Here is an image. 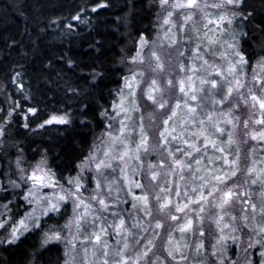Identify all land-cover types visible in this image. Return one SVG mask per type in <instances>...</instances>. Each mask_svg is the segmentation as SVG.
<instances>
[{
    "label": "trees",
    "instance_id": "obj_1",
    "mask_svg": "<svg viewBox=\"0 0 264 264\" xmlns=\"http://www.w3.org/2000/svg\"><path fill=\"white\" fill-rule=\"evenodd\" d=\"M235 11L239 15L233 22L224 23L219 28L206 24L219 11L203 9L194 12L191 21L183 24V31H180L179 27L172 28V24L160 25L157 22L158 19L163 22L167 15L159 0H0V205H7L10 209L5 214L8 224L0 229V264H65L69 259L68 248L61 241L44 243V233L49 228H63L69 219L73 208L70 209L72 205L69 200L64 204L60 215L52 214L50 218H42V228L24 233L15 243H7L12 223L31 210L24 199L31 183L21 178V168L24 170L23 175H27L37 164L43 163L54 174L57 186L49 190L41 189L43 195L60 193L61 187L68 190L69 179L76 176L78 167L103 135L121 136L120 121L125 116L121 114L117 117L112 106L120 103L125 78H130L133 74H136L138 82L135 88L138 110L133 111V104L129 99L127 115L132 119L127 121L129 129L123 134V138L125 144L132 143L137 126L143 125L148 135V150H141L140 160L130 162L129 167L136 166L138 174L133 176L129 170L128 177L142 182L145 190L152 194V215L136 212L132 208L134 201L121 171L124 166L119 160L112 162L115 170L106 169L105 173H113L115 177L111 181L119 182V185H113L110 196L109 189L104 187L109 198L107 202L112 206L108 212L99 213L106 217V222L101 221L107 228V235L103 240L110 244L117 242L109 248L107 259H118L114 253L123 247L124 235L132 233L135 235L134 238L132 235L128 236L130 248L126 253L132 260L148 245V240H152V245L149 246L151 252L141 264H264V234L258 232V228L264 225V219L259 207L254 219L251 210V204L259 206L264 197V180L261 179L264 148L253 147L250 143L245 144L242 149L237 142L230 147L229 159L236 158V153L239 152L240 168L244 171L229 180L228 184L242 185L240 190L247 193L242 199L248 200L249 204L245 206L233 201L227 207L229 215L224 220L231 223L236 231L225 228L224 235L227 239L220 244H217V240L221 232L212 222V217L220 212L219 209L205 205L204 211L200 213L203 217L201 220L196 216L200 206L190 205L185 213L193 218V231L182 237L178 230L172 231L177 224L185 222V213L175 211V190L170 194L172 206L163 213L159 211L154 198L159 193L158 185L166 179L173 182V189L174 184L179 183L181 191H185L201 182L197 177L211 175L213 165L209 163V158L214 159L221 154L215 152L211 145H208L206 152L203 151V138H193V134H198L200 130L199 119L206 120L208 112L214 113V119L226 130L225 135L216 133L212 137L217 144L227 142L229 131L233 132L235 140L239 136L240 139L244 138L246 130L243 122L247 120V105L243 103V96L247 95L250 88L249 72L256 61L264 59V0H242L240 8ZM77 16L79 19L74 18ZM179 17L181 19L180 14ZM174 18L172 17L173 21ZM180 19L175 18L174 22H182ZM173 33L177 39L175 45L179 48L176 62H173L174 57L170 54L175 46H170ZM142 38L145 41L143 44ZM209 39L215 43H209ZM229 44L233 48H229ZM197 45L202 59H195ZM234 51L243 55L247 61L242 73L244 87L238 92L235 91V80L227 72L229 62L239 59L233 54ZM138 52L143 63L133 62ZM153 52L160 56L163 66L172 60L177 70L174 76L163 77L162 71L157 73L158 77L151 71L155 67ZM180 52L184 55L180 56ZM204 61H207L206 65ZM182 64L188 68L199 66L200 70L193 78L196 80V87L204 90L195 93L197 100L189 101L192 107L197 108L198 119L185 126L186 109H178V114L170 121L169 127H176L178 136L189 138L191 143L202 149L200 153L189 149L194 158L175 152L178 147L187 148L183 139L171 141V137H168L169 142L161 140L160 132L165 128L163 121L168 118L172 109L161 110L144 98L146 86L143 85L151 84V80L155 78L158 86L164 90V100H168L173 106L177 100L183 104L184 98L178 87L169 88L167 84L169 79L178 81L184 76L180 70ZM217 70L222 72V76L215 75ZM140 72L144 75H139ZM208 73H212L209 79L217 80V89H211L210 84L199 85L197 76L204 77ZM229 82L234 87L233 94L223 103H213V100H222L227 94ZM155 95L160 99V93ZM229 110L231 116H226ZM52 115L66 116L68 123L46 124ZM225 119H233L235 127L223 123ZM253 148L256 149L255 155ZM118 149H121L120 145ZM247 149L249 152L244 154L242 150L246 152ZM170 151L173 156L169 155ZM174 158L185 161L191 159L192 168L185 169L182 173L184 181L179 179V174L165 176L171 170ZM196 160H201V163L197 165ZM149 164L154 165L160 174L156 187L147 178ZM247 167L256 169L250 177H246ZM83 179L84 187L81 192L84 199L89 201L87 194L91 188L90 178L86 175ZM252 180H256V183L253 184ZM186 181L188 188H185ZM13 182L20 186H14ZM107 183L104 180L103 185ZM131 192L140 195L141 189L132 187ZM92 206L99 208L93 204ZM112 212H119L123 216L127 233L117 236L114 229L108 227L113 221L119 223V217L112 216ZM170 214L177 215L180 219L172 221ZM245 214L249 217L247 222L242 220ZM231 217H235V220H231ZM157 221L162 224L160 229L154 228ZM137 222H141L148 231L134 228L132 225ZM245 223L247 227L244 226ZM86 227L88 232L92 231L90 224ZM201 231L204 232L202 237L199 234ZM153 232L157 234L153 235ZM170 232L171 244L168 242ZM84 235L81 231V240ZM201 242L203 248L197 251V244ZM87 243L76 242L78 264H83V250L90 249ZM177 243L181 245L185 259H181L179 254L175 257L168 255L169 251H174ZM96 256L104 259L99 248ZM87 258L92 264L91 252Z\"/></svg>",
    "mask_w": 264,
    "mask_h": 264
},
{
    "label": "snow or ice",
    "instance_id": "obj_2",
    "mask_svg": "<svg viewBox=\"0 0 264 264\" xmlns=\"http://www.w3.org/2000/svg\"><path fill=\"white\" fill-rule=\"evenodd\" d=\"M161 7L167 10V15L163 20V24L169 25L172 24L173 27H179L180 31H183V24H186L191 21L194 11H203L201 7L200 0H159ZM242 0H216L214 4L211 6L221 10L218 17L214 20H209V24H214L217 28H219L222 24L227 23L231 24L233 19L239 15L235 9L240 8ZM207 6V5H205ZM172 9L180 13L182 17V23L177 25L173 20L172 17L174 12ZM95 11V9H93ZM75 19H79V17H74ZM171 32V29H169ZM207 35V34H205ZM141 43H145L143 38L141 39ZM177 43V39L175 34H172L171 45H175ZM209 43H215L214 41L209 39ZM229 48H233V45L229 44ZM143 51L141 48L140 52ZM140 52L137 53V56L133 58V62H141L143 63V59L140 55ZM234 55L238 56L239 59L236 61H230L229 66L227 68V72L230 76L233 77L235 80V91H239L240 88L244 87L242 83V73L244 70V65L247 64V61L244 59L243 55L239 52L234 51ZM180 56H183L184 53L180 52ZM152 59L155 62V67L151 68V71L154 73H159L164 70V66L161 63L160 56L157 55L156 52L152 53ZM195 59H202L199 56V45H197V52L195 53ZM204 64H207V61H204ZM181 72L184 73V76L181 77L178 81H174L169 79L167 84L169 88H177L179 93L182 94L184 98V103L181 104L179 100H177L176 104L173 106L170 104L168 100L163 99V89L158 86L157 79H152L149 89L144 92V98L148 101H151L155 104L159 109L163 110L165 108H171V114L168 116L167 119L163 121L165 128L160 132V137L162 142H169L168 137H171V141H179L183 139L184 143L187 145V148H176L175 152L181 153L182 156L194 158L193 152L189 149H194L196 153L201 152V148L197 147L195 144L191 143V140L187 137L178 136L177 128L176 127H169L170 121L177 116L178 109H186L184 115L185 119V126L188 123L195 122L198 119L197 115V108L192 107L189 104V101L197 100L196 92L203 91L202 87H196V80H194V76L200 70L199 66H194L192 68H188L186 65L180 66ZM207 71V69H204ZM191 72L192 74L189 75L188 73ZM253 78L252 82L255 85V88L258 89V92L254 90V88H248L247 95L243 96V103L249 105L250 103V112L252 116H255L257 110L259 112V116L261 118L253 119L252 116L249 119L243 122L245 130L249 128L250 123L254 125H261L264 126V64L258 65L257 69L253 70ZM139 75L143 76L144 73L140 72ZM212 73H208L207 76L199 77L197 79L199 81V85H211V89L218 88V82L216 79H209L208 77L211 76ZM215 75L222 76V72L217 70ZM138 83L136 81V74H133L130 78H125V87L128 89L127 95L122 91L121 92V99L119 104H113V109L116 110V116L119 117L121 114H124L125 119L121 120V127L119 129L121 136H112L109 135L108 140L101 141V145H98L93 152L85 159L82 165L83 169L91 170L94 166L95 172L97 173L96 177V189L99 190L102 187H107L109 189L108 195H111L113 185L115 181H109L107 185L102 184V179L107 180L105 175L106 169H113L114 165L112 161L119 160L124 163V167L121 169L122 173H124L125 182L129 186V194L132 195L134 203H132V208L136 212H143L148 216L152 215V211L150 208V195L148 191L145 190V185L138 181L132 180L128 177L129 170L131 171L132 175L135 176L138 174V169L136 166H130V162L133 160H140V151L143 150L147 152L148 150V135L145 132L143 125H140L139 128V142L136 143L135 148H130L127 144L124 143L123 134L129 129V125L127 121L132 119L131 116L127 115L128 108L127 104L129 99H131V103L133 104V111L138 110L136 107L135 102V91L133 90V84ZM230 83V82H229ZM234 87L230 86L227 88V94L224 95L222 100H213V103H223L227 101L229 97L233 94ZM155 93H160V99H157ZM235 106V105H234ZM203 111V109H201ZM104 115V113H102ZM226 116H231V110L225 114ZM112 119H115L114 117ZM46 123H59L65 124L68 123L66 116H57L52 115L50 119L46 121ZM223 123L232 125L235 127L233 119H225ZM199 133L193 134V138L199 139L200 137L203 138L204 147L203 151H207L208 145H211L215 152L220 153L221 155L215 156V158H209V163L213 165L211 169V175L206 177H197L201 182L195 186L191 187L190 190L181 191V185L179 183L174 184L173 189V182L171 180L166 179L164 183L159 184V193L155 194L154 198L159 205V211L165 212L166 209H169L172 206V201L170 199V194L175 190V196L177 198V203L175 205V211L177 213H185L186 209H189V206L192 204L199 205V212L196 213V216L203 219L200 216V213L204 211V206L209 205L213 208H217L220 210L216 214V216L212 217V222L215 223L216 227L220 230L221 236L217 240V244H220L221 241L227 239L224 235L225 228H231L232 231H236L235 227H232L231 223H226L224 218L228 216L229 213L226 211L227 207H229L233 201L242 203L243 205L247 206L249 201L246 199H242L247 195L246 192L240 190L242 185L233 184L232 186H228V181L231 180L233 177L237 176L239 172H243L244 169L240 168V161H239V152L236 153V158L229 159L230 147L233 143H236L234 139L233 132L229 131L227 133L228 140L227 142L221 141L220 144H217L216 139L212 137L218 133L220 136L225 135V128L220 126V122L214 119V113L208 112L207 119H199ZM245 135L249 136L253 141H264V130L260 131H252L249 133L245 131ZM116 145H120L123 149L122 151H117ZM102 152V155L100 153ZM253 155L256 153V149L253 148L252 150ZM227 153V154H225ZM170 156H173V152H169ZM247 158V157H246ZM219 162V163H217ZM256 161L254 160L253 163ZM201 160H196V164L199 165ZM19 167V161H18ZM191 159L185 161L179 158H174L172 161L171 170L168 173H165V176H172L174 174H179V179L181 181L185 180L184 175L182 174L185 169H191ZM199 171V169H197ZM256 169L254 167H247L246 168V177H250ZM24 170L21 168L22 179L25 182H30L31 187L28 189L24 199L28 202L31 206V210L27 211L23 217L19 220L12 223L11 229L8 233L9 238L7 239V243L12 244L15 243L24 233L33 231L35 229L42 228V218L48 217L50 218L52 214L60 215L62 212V208L64 204L68 200H72L73 202V215L72 217L65 223L63 228H49L47 232L44 233V243L48 244L54 241H65L66 247L69 249L67 253L69 259L65 261V264H78V252L76 249V242L80 241L83 243L84 241H90L96 248H99L105 259L102 261V264H109L107 259L109 255V245L107 241L103 240V237L107 235V228L104 227V224L101 221L106 222V217L100 215L99 213H106L109 211V208L112 206L110 205L106 199L100 194L99 191H96V194L91 196L89 201H86L83 197L81 189L84 185L81 183V176H77L75 178H70L68 183L72 187L65 191L61 187L60 193H53L52 195H43L41 193V189L45 187L55 188L57 186V181L55 179L54 174L47 169L43 163L37 164L31 171L30 174L23 175ZM160 174L155 170V166L149 164L148 165V175L147 178L152 182L153 187L157 186L158 183V176ZM261 179L264 180V170L261 171ZM247 183V179L245 180ZM252 183L255 184L256 180H252ZM14 186L19 187V184H15ZM135 187L137 189H141L140 195L132 194L131 189ZM185 188H188V182H185ZM117 191L119 189L117 188ZM164 194V195H161ZM209 198H212L211 200ZM91 201H95L98 203L99 208L95 209L92 206ZM261 213L262 219H264V197H262L260 205L251 204V210L253 213V219L255 218V214L258 210ZM7 205H0V229L5 228V225L8 224V219L5 218L6 212H9ZM247 208H245V212ZM112 216L119 217V223H115L113 221L108 225L114 229L115 234L117 236H121L122 234L127 233L125 228V219L119 212H112ZM169 218L172 221H178L180 217L174 214H170ZM249 217L247 214L243 215L242 220L247 222ZM231 220H235V217H231ZM46 222V221H45ZM91 225L92 231L88 232L86 225ZM134 228H138L143 232H147L148 228L145 227L141 222H137L132 225ZM247 227V223L244 225ZM162 224L160 221H157L154 225L155 229H160ZM69 230V236L65 237L63 235L64 229ZM179 231L182 237L193 231V218L185 213V222L177 224L172 231ZM83 231L85 233L83 239L81 240L80 233ZM258 232L264 234V225L258 228ZM157 233L153 232V235ZM200 236H204V232L201 231ZM132 235L134 238L135 234L127 233L124 235L123 240V247L118 249L114 255L118 257V259L114 262V264H141V261L149 255L151 252L152 240H148V245H146L140 253H138L137 258L132 260L130 257L126 255L130 248V244L128 241V236ZM169 243H172L171 240V232L169 233ZM139 243V241H135ZM203 248V243L197 244V251ZM85 258L83 260V264H91V261L88 260V253L91 251V255L95 256L96 251L95 249H87L84 250ZM176 254L180 255L181 259H185L182 251L181 245L179 243L176 244L174 251H169L168 255L170 257H175ZM264 255V253H262Z\"/></svg>",
    "mask_w": 264,
    "mask_h": 264
},
{
    "label": "rangeland",
    "instance_id": "obj_3",
    "mask_svg": "<svg viewBox=\"0 0 264 264\" xmlns=\"http://www.w3.org/2000/svg\"><path fill=\"white\" fill-rule=\"evenodd\" d=\"M216 2V0H200V3H201V7H202V9H208V10H215L216 12H218L219 14H220V11L221 10H219V9H216V8H214V7H212L211 5L212 4H214ZM205 5H207V6H205ZM168 10H172V9H168ZM165 11H167V10H165ZM173 12H174V15H173V17H175L176 19H180V17H179V12H177V11H175V10H172ZM194 12H197L196 10H193ZM218 14V15H219ZM218 15H215L213 18L214 19H216L217 17H218ZM159 18V17H158ZM175 18H174V21H175ZM214 19H210V20H214ZM180 20H182V17H181V19ZM159 21V22H158ZM209 21V20H208ZM208 21L206 22V24H209L208 23ZM157 22L160 24V25H165V24H163V22H161V20H157ZM176 24H178L179 23V25L182 23V22H175ZM211 25H213V27L215 26L214 24H211ZM171 27L173 28V26L171 25ZM160 30V28L158 27V31ZM178 51H179V48H178V46L177 45H175L174 46V48L172 49V52L170 53V54H172V56L174 57L173 59H174V61L173 62H176L177 61V55H178ZM261 64H264V59L263 58H260L258 61H256V63L251 67V69H250V87L251 88H254V90H256L257 92H258V89H256L255 88V85H254V83L252 82V78H253V70L254 69H257V67H258V65H261ZM177 70H176V66H175V64H173L172 63V60L171 61H169V63H167V65L166 66H164V70H163V74H164V76L163 77H169V78H171L172 76H174L175 75V72H176ZM156 76H158V77H160L159 76V74H155ZM137 80V79H136ZM249 83V82H248ZM247 83V84H248ZM138 83H134L133 84V90L135 91V88H136V85H137ZM144 87L146 86V91L149 89V87H150V83H145V85H143ZM122 91L125 93V95H127V93H128V89L125 87V82H124V85H123V89H122ZM248 92V91H247ZM250 103L251 102H249V105H247V108H246V112H247V119H249V117L250 116H252V113L250 112ZM133 106V105H132ZM252 118L253 119H257V118H261L260 116H259V112H258V110H257V113H256V115L255 116H252ZM46 124H48V123H46ZM51 124H59V123H51ZM139 128H140V126H137V133H136V137H135V139H133V142L131 143H127V145L130 147V148H135V145H136V143H138L139 142V139H140V137H139ZM260 130H264V126H261V125H254V124H252V123H250V125H249V128L246 130V131H248L249 133H251L252 131H260ZM245 134V133H244ZM240 134H237V136H239ZM102 140H104V141H107L108 140V136H104L103 135V137H102V139L101 140H99L95 145H94V148L92 149V151H91V153L93 152V150L98 146V145H101V141ZM237 143H238V145L243 149L244 148V146H245V144H250V143H252L253 145V147H258V148H264V141H253V140H251V138H250V135L249 136H246V135H244V138L243 139H240V136L238 137V138H236V140H235ZM236 143V144H237ZM118 146L119 145H116V149H117V151H122L123 149L121 148V149H118ZM252 149V148H251ZM240 152H241V150H239ZM242 152L244 153V154H246V153H248L249 152V150L247 149L246 150V152H244L243 150H242ZM91 153H89V155L91 154ZM242 153V154H243ZM243 154V155H244ZM89 155L87 156V157H89ZM100 155H102V152L100 153ZM245 158H246V156H245ZM85 161V160H84ZM83 161V162H84ZM118 160H114V161H112V162H117ZM83 162H82V164L78 167V171H77V174H75L76 176H74V178L75 177H77L78 175L79 176H81L82 177V179H81V183H82V181L84 180L83 178L86 176V175H88L89 176V178H90V185H91V188H90V192H88V198L90 199V197L91 196H93V195H95L96 194V191H99L100 192V194L106 199V201H109V198L107 197V194H105V192H104V187H102L101 189H99V190H97L96 189V177H97V173L95 172V169H94V166H93V168L91 169V170H88V169H83L82 170V165H83ZM119 163L122 165V166H124V163L123 162H121V161H119ZM105 175H106V177H107V182H109V181H111L114 177H115V175H113V173H111V174H109V173H105ZM110 179V180H109ZM102 184H104V180L102 179ZM119 185V182H115V187H117ZM230 184H228V186H229ZM232 185V184H231ZM70 186V188L72 187L71 185H69ZM69 188V189H70ZM45 189H51V187H45ZM67 191V190H66ZM81 191H82V189H81ZM70 201V203H71V205L72 206H70V209H71V207H73L74 205H73V202H72V200H69ZM91 203L94 205V206H99L98 205V203H96L95 201H91ZM231 206V205H230ZM72 215H73V208L71 209V213H70V216H69V219L72 217ZM68 219V220H69ZM67 220V221H68ZM63 235L65 236V237H68L69 236V230L68 229H64V231H63ZM54 242H58V241H54ZM61 242L63 243V244H65L66 245V243H65V241H63V240H61ZM86 242H88L87 244L89 245L88 247L90 248V250H92V249H95V251H97V248L90 242V241H86ZM52 243V242H51ZM108 243V242H107ZM116 241L115 242H113V243H111L110 244V242L108 243V245H109V248H112L113 247V245H116ZM67 248V247H66ZM68 251H69V249H67ZM91 252V251H90ZM91 257H92V264H102V261L105 259V257H104V259H103V257H97L96 255L95 256H93V255H91ZM117 259H109L108 261H109V264H114V262L116 261Z\"/></svg>",
    "mask_w": 264,
    "mask_h": 264
}]
</instances>
